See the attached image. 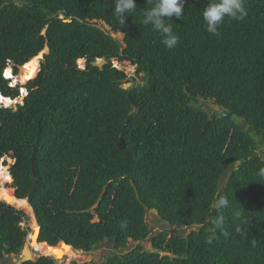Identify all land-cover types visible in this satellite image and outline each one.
<instances>
[{
  "label": "trees",
  "instance_id": "obj_1",
  "mask_svg": "<svg viewBox=\"0 0 264 264\" xmlns=\"http://www.w3.org/2000/svg\"><path fill=\"white\" fill-rule=\"evenodd\" d=\"M207 3L186 0L184 17L169 21L180 42L168 49L141 23L147 0H136L125 26L113 0H0V91L13 100L27 92L0 108V161L14 162L17 199L38 181L29 202L40 245L89 254L112 239L121 250L137 243L102 264H264V0H246L247 17L226 21L219 36L205 30ZM34 61L24 85L5 79ZM115 61L136 67L141 82ZM15 207L0 200V264H13L7 256L29 236ZM149 210L190 233L153 234Z\"/></svg>",
  "mask_w": 264,
  "mask_h": 264
},
{
  "label": "clouds",
  "instance_id": "obj_2",
  "mask_svg": "<svg viewBox=\"0 0 264 264\" xmlns=\"http://www.w3.org/2000/svg\"><path fill=\"white\" fill-rule=\"evenodd\" d=\"M150 2L153 3V6L146 7L142 11L141 23L145 26H150L154 31L158 32L161 36V43L166 48H168V49L175 48L178 45V43L180 42V36L174 31L172 23H169V21H171V18H173V17H175L177 19H182L184 17L186 0H154V2H153V0H147V4ZM113 4H114L113 14L116 16V18H117V20L121 26H125L127 24L128 17H131V15L133 13H135V11L138 9L137 4H136V0H113ZM247 15H248V11H247V7H246V0H208L207 5L202 10V19H203V22L205 25V30L213 36H219L220 35V28L226 21H242L247 17ZM166 18H168V19L166 20ZM81 61H83V60H81ZM81 61H79L80 68L83 67L81 65ZM83 62L85 63V61H83ZM8 71H9V69H6L4 72L5 79L11 80L13 86H16L19 82L18 83L16 82V84H15L14 77H16V76L14 75V72L7 73ZM12 71H13V69H12ZM25 91L26 90L22 89L23 96L17 100H13L11 98L4 96L0 91V108L1 107H3V108L16 107L18 104L22 103L24 100V97L26 96V95H24ZM26 94H27V92H26ZM15 101H19L20 103H16L17 105L15 106V104L13 105V102H15ZM5 160H10V159L6 158V159H2V161H0L1 164L3 165V167H4ZM10 161H12V160H10ZM13 163L14 162L12 161V164ZM12 164H10V165L8 164L9 170H10V166ZM8 173L10 174V171ZM10 176H11V174H10ZM11 179H12V176H11ZM12 182H13V179H12L11 183ZM8 189H11V188L8 187ZM14 196H15V191H14ZM27 199H28V197L25 199H18V200H27ZM28 204L30 205V208L33 212L36 225L39 226L30 202H28ZM228 206H229V200L227 198H224V197L219 198L218 207L227 208ZM154 215H158V214H154ZM213 223L215 224V226L217 228L222 229L223 223H224V217L219 216L216 220L213 221ZM36 225H34V227H36ZM21 226H22V224H21ZM33 236H34V231H33L32 235H31V231H30L29 236H28L25 244L29 243L30 245H32L31 238ZM39 237H40V235H39ZM213 239H214L213 236H209L206 238L205 243L208 245H211L213 243ZM38 243H40V242L38 241ZM110 243L112 245L116 244V243L113 244L111 242V240H110ZM133 243L137 244L135 242L130 241L129 245L133 244ZM43 244H46V243H43ZM129 245H128V247H129ZM114 248L119 249L118 247L116 248V246ZM31 251L33 254H35L34 253L35 251L33 252L32 247H31ZM43 257H48V256H43ZM7 258H10V256H7Z\"/></svg>",
  "mask_w": 264,
  "mask_h": 264
},
{
  "label": "rangeland",
  "instance_id": "obj_3",
  "mask_svg": "<svg viewBox=\"0 0 264 264\" xmlns=\"http://www.w3.org/2000/svg\"><path fill=\"white\" fill-rule=\"evenodd\" d=\"M99 26H101L102 28H105V29L109 30V28L105 27L104 24H101L100 23ZM111 35L113 37H115L116 39H118L119 41H122L123 38H124L123 35H121V34L119 35V33L118 34L111 33ZM48 52H49L48 49H46L44 52H42V55H40V58H39V71H40V67H41V62L44 60V56L46 54H48ZM81 65L83 66L82 68L85 67V63L83 61H81ZM114 66H116L119 70L124 71L128 75V77L130 79H132V78L133 79H136V83L137 84H139L141 82L140 77H137L136 67L130 65L129 63L120 64V63H118L116 61L114 62ZM29 68H30L29 70L28 69H25V70L23 69V71H21V72L19 71L18 76L14 77L15 84H16V82L17 83L19 82V78H20L19 76L20 75L23 76L24 78H32L31 76L30 77H26L25 74H24V73L27 74L28 72H30V70L32 69V66L29 67ZM8 69H9V71L7 73L13 72L11 67L8 68ZM39 71H38V73H39ZM35 77H33V78H35ZM19 84L24 85V83H21V82H19ZM133 84H134V82L129 80V82H127V84L125 85V87L127 88V87H129V86H131ZM24 95H26V91H25ZM16 103H20V102L19 101H15V102H13V105L15 104V106H16L17 105ZM210 106H211V108L213 110H215L217 112L220 110L216 106L214 107L211 104H210ZM7 161H8V164L9 165L12 164V161H10V160H7ZM9 165L8 166H5L4 165V168H7L8 169V172H9ZM224 181L225 180L223 179L222 180V183H224ZM1 183L2 182L0 181V184ZM8 183H5L4 184V187H7V189L9 187L11 181L8 182ZM10 190L12 192L13 201H11V202L8 201V202L11 203L12 205H14V207L16 206L15 208L17 210H20V211L25 212V214H26V216L28 218L22 223V226L24 228L29 229L31 231V235H32V233L34 231V225H36L35 219H33L32 218V215L28 211H26V207H28V205H23V204H21L22 201L16 200L14 198V191L12 189H10ZM0 200H5V199H0ZM146 220H147V222H148V224L150 226V229L153 231V234L159 233V232L163 231L164 229L169 228L165 223H163V222L160 221V219H159V217L157 215L148 213L147 214V217H146ZM169 229L171 230L172 233L181 234L184 231H185L186 234H189L190 233V230H183V229H177V228H169ZM37 245L38 246H41L40 244L37 243V241L33 242V244L31 245V247L33 249V252L35 251L34 253L36 255H37L36 250L38 249ZM136 246H137V244H134V243L133 244H130L129 247L127 248V250L128 251L133 250V249H135ZM144 246H145L146 249L152 250V245L150 243H146V245H144ZM55 249H57V248H55ZM127 250L126 249H122V250L121 249H115L114 246L110 242H107L106 244H104L103 246H101L98 251H94V252L89 253V254H84V253H79V252L76 253L73 250L72 251L73 252V259H71V260H65V261H58V263H60V264L61 263L71 264L73 262H78L80 264H83V263H86V262H93L94 261L96 264H102V263L105 262V260L108 257L113 256L116 253L117 254L124 253ZM8 259H10V258H8Z\"/></svg>",
  "mask_w": 264,
  "mask_h": 264
},
{
  "label": "water",
  "instance_id": "obj_4",
  "mask_svg": "<svg viewBox=\"0 0 264 264\" xmlns=\"http://www.w3.org/2000/svg\"><path fill=\"white\" fill-rule=\"evenodd\" d=\"M113 33H114V34H117V30L115 29V30L113 31ZM47 49H48V48H47ZM48 51H49V49H48ZM106 64H107V61H106L105 59H102V60H100V61L94 63L95 66H97V67H99V68H101V69H102V68L104 67V65H106ZM23 67H24V66H19V71H20V72L22 71ZM204 110H205L207 113H211V110H210L208 107H205ZM212 118L215 119V118H216V115H215V114H212ZM223 118H224V119H230L231 117H230L229 115L223 114ZM241 128H242V129H246V124L243 123V124L241 125ZM247 132H248V133L253 132V128H249V129L247 130ZM232 168H233V166H230V169H232ZM37 187H38V182H37V180L34 178V180H33V187L31 188V190H30V192H29L28 199L26 200L27 202H29V198H30L31 195L34 193V191L36 190ZM149 213H150V214H158V212H157L156 210H150ZM37 229H38V230H37ZM40 232H41V228H40L38 225H36V227H34V236L31 238L32 244H33V242H35V241H37V242L39 241V235H40ZM111 242H112L113 244H115V243H116V239H112ZM145 244H146V242H143V245H145ZM46 246H47L48 248H57V247H59V246H64V247H66V248H67V247H70V248L73 249V247H71L70 245H68V244L65 243V242L59 244V245L56 246V247H52V246L47 245V244H46ZM99 248H100V246L97 245V246L95 247V251L99 250ZM116 248H117V246H116ZM35 255H36V254H35ZM35 255H34V254L32 253V251H31V245H30L29 243H27V244H25V246H24L22 252H21L19 255H17V254H11V255H10V259H11V261H12L13 264H25V263H28V262L36 261V260H38V259H40V258L43 257V256H40V255H36V256H35ZM55 260H56V259H55ZM59 261H60V260H59Z\"/></svg>",
  "mask_w": 264,
  "mask_h": 264
},
{
  "label": "bare ground",
  "instance_id": "obj_5",
  "mask_svg": "<svg viewBox=\"0 0 264 264\" xmlns=\"http://www.w3.org/2000/svg\"><path fill=\"white\" fill-rule=\"evenodd\" d=\"M34 65H35V61L32 62L31 65L26 66L25 69L29 70L30 69L29 67L34 66ZM22 71H23V69H22ZM0 181L2 182L0 184V199H5V200H7L9 202L13 201L11 190L7 189L6 187H4V184L12 181V179H11L10 174L8 173V169L4 168L3 165L1 164V162H0ZM16 200H18V199H16ZM18 201H22L21 204L28 205V207H30V205L28 204V202L26 200H18ZM12 206H14V205H12ZM37 247H38V249L36 250L37 255H41V256L47 255L48 257L52 256V257H55L58 261L59 260H64V259H66L68 257H72L73 258V252H72L73 249L70 248V247L66 248L64 246H61L58 249H54L53 248L51 250H49L48 247L43 246V245H41V246L37 245Z\"/></svg>",
  "mask_w": 264,
  "mask_h": 264
}]
</instances>
